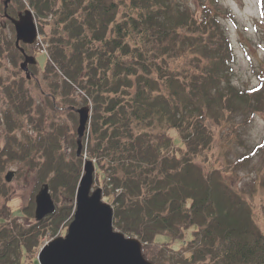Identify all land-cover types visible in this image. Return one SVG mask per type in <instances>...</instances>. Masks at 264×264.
Segmentation results:
<instances>
[{
    "label": "trees",
    "instance_id": "1",
    "mask_svg": "<svg viewBox=\"0 0 264 264\" xmlns=\"http://www.w3.org/2000/svg\"><path fill=\"white\" fill-rule=\"evenodd\" d=\"M27 1L20 0L19 11L32 8L38 22L50 27L49 79L43 85L49 93L37 103V120L20 72L11 82L0 75L7 104L0 112L6 141L0 145V264L31 263L45 236L65 232L88 158L113 205L114 227L142 241L149 260L264 264V232L247 191L226 179L231 172L223 165L207 167L214 141L206 119L220 123L225 110L264 108V81L247 89L231 82L236 55L217 0H198L195 7L186 0ZM4 2L0 55L7 50L18 66L24 55L15 33L5 31L4 20L15 27ZM82 103L91 116L78 155L77 132L56 117L64 110L77 118ZM17 162L36 171L33 194L20 207L27 221L14 214L4 176ZM44 183L56 206L38 220L35 194ZM162 235L172 241L156 240ZM176 240L182 243L175 246Z\"/></svg>",
    "mask_w": 264,
    "mask_h": 264
},
{
    "label": "rangeland",
    "instance_id": "2",
    "mask_svg": "<svg viewBox=\"0 0 264 264\" xmlns=\"http://www.w3.org/2000/svg\"><path fill=\"white\" fill-rule=\"evenodd\" d=\"M186 1L194 7L199 2L198 0ZM21 2L24 5H29L27 0H21ZM217 2L221 10L219 13L220 22L232 43L233 52L236 55L229 72L231 82L240 89L252 88V86L259 84L260 81H264V0H217ZM19 5L20 0H10L8 3L9 9H13L16 12L20 10ZM5 25V31H8L10 33L9 36L12 37L15 31H12L9 22H6ZM37 25L39 34L35 43L29 47H24L25 52L37 57L36 63L29 65L31 76L29 77L26 71L21 68L22 59L17 61L19 67L12 63L7 50H3V54L0 55V62L3 64V66H0V75L11 82L17 75L16 73L20 72L19 77L22 76L24 78L23 84L33 96L35 111L32 114L38 120L40 111H37V103L49 93L43 90V85L47 86L48 83L46 81L49 79L45 77V70L48 64L47 59L49 58L47 56L49 54V40L47 38L50 27L48 23H42L41 25L38 20ZM53 65L55 66L54 63ZM1 89L2 87L0 86V92ZM77 99L80 101L82 96H78ZM82 104L84 105L85 103ZM6 105V97L1 94L0 112ZM59 107L62 106L59 105ZM225 114L226 116L222 118L220 123L212 116L206 119L211 125V130H213L214 141L210 151L212 153V162L207 164V167H213V165L221 167L220 165H223L231 172V174L225 172L226 179L231 181L234 187H243L247 191V199L252 204L257 221L264 232V181L260 178L264 176V146L256 148L258 144L264 142V108L253 109L248 112L241 109L235 111L225 110ZM24 117V127L27 130H31L32 127H30L26 119L28 116ZM56 118L59 122L72 125L71 131L77 132L79 116L76 118L72 113L67 114L62 110V113H59ZM4 130L5 128L1 122L0 145L6 142ZM64 147L67 148V151L71 150L67 145H64ZM246 154L249 155V158L245 164H237V160L243 158ZM10 169L15 171L11 180L8 181L12 193L10 203L18 211L14 214L26 219L20 214L22 213L20 212V207L33 194L36 171L30 167V163L28 165L26 162H17L5 170L4 176ZM96 170L94 172L93 189L102 184V178L99 177L98 173L96 174ZM190 237L191 233L189 232L187 239ZM44 238L48 237L45 236ZM156 240L159 242L172 241L169 237L163 235L157 236ZM181 243V240L174 241L175 246ZM37 262L38 260L36 259L34 263L36 264ZM167 263L171 264L170 262Z\"/></svg>",
    "mask_w": 264,
    "mask_h": 264
},
{
    "label": "water",
    "instance_id": "3",
    "mask_svg": "<svg viewBox=\"0 0 264 264\" xmlns=\"http://www.w3.org/2000/svg\"><path fill=\"white\" fill-rule=\"evenodd\" d=\"M5 0V16L13 21L16 44L25 54L21 67L28 76L29 63H36V56L25 52L20 42L35 43L37 25L31 8H25L17 17L8 13ZM79 114L77 128V154L82 151V135L90 119V108L82 105L76 108ZM84 173L77 187L75 215L68 225L65 235L55 236L39 252L41 264H158L149 260L142 252V241L114 228V210L111 203L102 199L101 187L92 189L94 171L93 160L84 163ZM15 171L10 169L5 178L11 180ZM35 216L41 220L55 209V202L48 183H44L35 196Z\"/></svg>",
    "mask_w": 264,
    "mask_h": 264
}]
</instances>
